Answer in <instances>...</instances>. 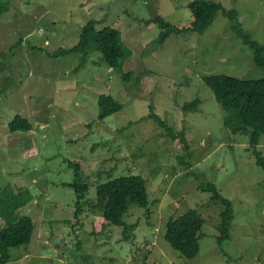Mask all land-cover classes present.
I'll use <instances>...</instances> for the list:
<instances>
[{
    "label": "rangeland",
    "instance_id": "obj_1",
    "mask_svg": "<svg viewBox=\"0 0 264 264\" xmlns=\"http://www.w3.org/2000/svg\"><path fill=\"white\" fill-rule=\"evenodd\" d=\"M192 0H0V195L28 191L17 211L34 223L27 244L10 247L6 264H262L264 170L249 133L233 134L203 77H264L250 45L220 13L201 34H171L161 43L160 17L177 28L191 24ZM238 14L243 32L264 46V0H209ZM90 21L121 33L129 54L122 69L102 53L70 52ZM124 73H128L124 76ZM112 96L121 111L99 119V98ZM199 100L195 111L186 104ZM156 115L188 148L148 117ZM28 132L8 130L16 116ZM258 151L264 157V135ZM81 165L89 185L81 214L69 187ZM145 181L148 205L129 203L124 225L94 210L97 187L121 176ZM213 184L233 208L229 238L216 240L223 205L201 187ZM189 209L203 219L199 250L184 257L164 237L165 224ZM75 218V219H74ZM72 221V222H71ZM0 219V229L3 226Z\"/></svg>",
    "mask_w": 264,
    "mask_h": 264
},
{
    "label": "trees",
    "instance_id": "obj_2",
    "mask_svg": "<svg viewBox=\"0 0 264 264\" xmlns=\"http://www.w3.org/2000/svg\"><path fill=\"white\" fill-rule=\"evenodd\" d=\"M191 12V24L186 28H177L160 17L151 21L156 23L161 30L157 42L161 43L171 34H182L186 32L203 33L213 22L217 14L227 17L232 24V31L239 36L244 43L253 49L254 62L264 67V46L243 32L238 21V14L234 10H226L220 3L209 0H192L188 4ZM7 10L6 4L0 2V15ZM94 50L102 53V58L116 69H122L123 60L130 53L124 45L121 33L112 27L96 29V22L90 21L81 31L80 40L68 49L60 48L54 54H65L77 52L83 54V61ZM128 73H124L126 76ZM203 83L210 88L215 101L224 112L223 125L233 134L249 133L251 149L256 159V164L264 170V157L258 151L259 139L264 135V77L257 79H242L226 74H211L203 78ZM199 100L186 104L183 110L188 113L198 108ZM122 105L112 96L102 95L99 98V119L121 111ZM149 118L153 119L164 133L173 140H180L185 148H188L187 140L183 132L175 134L172 128L166 126L156 115L152 113ZM29 121L20 115H16L9 123L8 130L14 132H28L31 130ZM73 168V181L69 187L77 195L75 201V218L81 214V202L85 200L89 191V185L82 176L81 165L69 163ZM203 191L210 193L213 202L223 205L219 213V221L216 225L218 235L217 242L229 238L230 222L233 219V208L231 203L224 199L213 184L201 187ZM31 200L28 191L2 190L0 195V219L4 223L0 229V264L10 261L8 249L27 244L31 238L34 223L30 216L19 215L17 211L26 206ZM129 203L140 208H146L148 197L145 181L138 175H128L109 180L97 187L96 201L92 205L94 210L102 211L107 223L124 225V215L128 211ZM74 218V219H75ZM72 222V221H71ZM203 219L195 209H189L178 217L169 218L165 224L164 237L169 244L178 250L184 257L192 259L199 250V231ZM262 264H264V259Z\"/></svg>",
    "mask_w": 264,
    "mask_h": 264
}]
</instances>
